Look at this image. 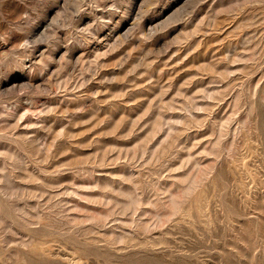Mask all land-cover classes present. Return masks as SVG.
<instances>
[{
  "label": "rangeland",
  "instance_id": "rangeland-1",
  "mask_svg": "<svg viewBox=\"0 0 264 264\" xmlns=\"http://www.w3.org/2000/svg\"><path fill=\"white\" fill-rule=\"evenodd\" d=\"M0 264H264V0H0Z\"/></svg>",
  "mask_w": 264,
  "mask_h": 264
}]
</instances>
